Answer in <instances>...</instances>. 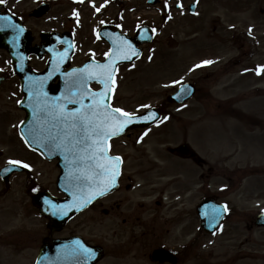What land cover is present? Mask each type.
Wrapping results in <instances>:
<instances>
[{
    "label": "rangeland",
    "instance_id": "374dc122",
    "mask_svg": "<svg viewBox=\"0 0 264 264\" xmlns=\"http://www.w3.org/2000/svg\"><path fill=\"white\" fill-rule=\"evenodd\" d=\"M76 1L82 9L68 3L55 5V11L47 16L48 20L55 21L49 24L42 20L39 28L61 30L63 22L71 25L65 18L72 8L77 13H92L91 9L86 10L84 1L96 6L104 2ZM133 1L137 7L127 5L123 10L127 18L163 25L161 8L149 7L146 0ZM263 3V0H251L250 19L262 21L263 26L255 28L256 42L251 40L252 46L260 47L252 52L251 62L243 66L225 67L231 57L238 55L232 39L224 48L208 45L211 14L202 20L188 15L182 17L175 12L171 23L159 26L161 36L147 46L146 57L136 66L123 69L115 105L130 113L157 107L163 111L164 118L156 128L147 131V135L134 131L129 139L116 143L115 151L128 159L126 173L131 183L141 185L137 190L133 188L139 192H121L104 201L98 207L107 210L106 215L94 211L95 219L92 216L80 218L70 230L107 250L100 264H151L153 250L161 246L176 253L180 264H264V229L253 226L264 209V199L260 198L261 181H264V79L253 73L255 63L264 66V17L260 16ZM214 9L223 12L219 5ZM107 12H116L115 6ZM63 13L64 19L58 22L57 18ZM251 25L254 26L253 21ZM206 60L213 63L196 67ZM247 66L252 73L239 76L238 72ZM213 72L215 75L210 77ZM235 72L237 76H233ZM176 81L195 83L199 89L196 97L185 105H173L167 100L181 85ZM243 95L247 97L243 99ZM145 105L149 107H143ZM20 118L22 114L14 107V102L11 106L0 93V145L9 156L17 153L15 129ZM184 143H190L207 159L214 167L213 176L200 182V173L197 176L198 169L192 161L176 159L166 149V146ZM26 156L34 166L38 183L44 189L55 190L59 173L55 165L32 159L29 154ZM141 166L154 171L139 175ZM167 167L172 170L168 171ZM241 176H245L244 181L238 186L236 182ZM138 177L141 180L138 181ZM228 177L232 179L229 185L234 188H228ZM25 182L24 178H19L12 188L23 190ZM201 184L231 207L232 216L217 236L200 232L196 207L205 194L197 191ZM0 189L6 190L1 184ZM18 213L17 210L5 211L4 220L20 230L16 235L19 240L21 227L16 225L22 223L16 218ZM30 227L35 225L30 224ZM155 235L160 238L157 240ZM14 263L27 264L22 258Z\"/></svg>",
    "mask_w": 264,
    "mask_h": 264
},
{
    "label": "flooded vegetation",
    "instance_id": "af4514ba",
    "mask_svg": "<svg viewBox=\"0 0 264 264\" xmlns=\"http://www.w3.org/2000/svg\"><path fill=\"white\" fill-rule=\"evenodd\" d=\"M167 3L166 10L169 11L171 9L172 4H175V10L178 11V15L184 17L186 15L190 17H195L198 19L204 20L209 14L212 15V27L210 32V47L219 46L220 48H224L227 44H230V39H232V43H234V48L237 50L238 55L231 57V61L226 65V67L232 66H243L247 61H249L252 57V52L254 50H258L260 46H252L251 40H256L252 38L255 28L259 29L263 26L261 24L262 21L259 20H252L253 25H251L250 19V12H251V0H164ZM42 0H5V3L0 4V13H8L10 12L13 15H16L23 21H30L34 26H36V20L31 19L29 17L30 11H27V5L34 4L39 5ZM264 2V0H263ZM117 5L114 6L122 7V1L117 0ZM183 6V11L181 7L178 5ZM264 4V3H263ZM215 5L221 6L222 13H218L217 10L214 9ZM192 6H194V11L192 13ZM35 7L32 8V10ZM211 11V12H210ZM261 17H264V10L260 13ZM122 13H111L110 17L108 18L106 14H98L90 17L84 23L85 30L78 32H73L75 43L79 49H83L85 52H90L91 54L87 57L90 58L92 54H94L98 61L102 62L106 56L105 53L110 51V42L105 39L104 35H100L99 32L102 28L106 27L109 33L115 34H123L124 32L130 36L134 35V27L137 23H133L129 21V27H124L128 22L124 23L122 19ZM175 18L170 20V23ZM264 22V21H263ZM205 24L202 22V26ZM88 28V30H87ZM251 30V33L249 32ZM33 34V42L32 47L36 46L40 42L39 34L36 32L35 29H31ZM98 33V34H97ZM220 43L218 45L217 43ZM102 58H104L102 60ZM32 63L36 61L35 58H32ZM0 77L3 79L0 82V93H3L4 100L10 102L12 106V102H14L17 98L22 100L24 95L22 90L20 89V81L19 78L14 74L13 71V62L9 53L5 50L0 49ZM249 66L243 67L242 72L239 73L241 75L247 74ZM73 110V107L70 108ZM130 136H127L126 139H129ZM120 139L113 140L111 145L116 147V143ZM17 143V142H16ZM15 143V144H16ZM20 144V143H19ZM0 159L5 160L8 164L9 160H19L24 161L25 157L22 155L20 150H17L15 156H9V153H0ZM124 166L128 164V159L123 158ZM185 160V159H184ZM193 162L198 169L197 176L199 174V180L202 182L203 180L207 179L209 175H214V167L204 159H186ZM8 166V165H7ZM139 168V175L145 174V172H152L154 170H146L143 166ZM168 171H171V167L166 168ZM207 172L206 174H204ZM28 174L25 173H16L12 176L11 182L7 185L6 190L0 189V264H12V262L17 261L18 258H22V261L27 264H36L39 257L42 255L43 246L47 243H54L55 241H61L66 239H74L76 237H81L86 241V243L100 247L104 250V253L107 254V250L102 246L97 245V243L88 240L85 236L76 233V231H70L74 229L75 222L83 217L92 216L95 219L96 211L98 214H107V210L98 207L104 201L112 199L114 196L120 194L121 192L128 194L132 192H139L135 191L138 187L133 189L132 185L130 184L132 179L130 177H123L121 182V188L112 196L105 198L99 202H96L90 209L82 212L80 215L75 217L71 220L67 225H63L60 227L62 231L57 232L53 231L50 227V223L48 220L44 219L39 210L33 204V199L36 194L41 193V188H38L36 191L35 188L31 187L28 188V184L25 182V185L20 189H13V182L18 181L19 178H24L26 181L28 179ZM135 176H137L135 174ZM211 176V178H212ZM210 178V179H211ZM137 180H141L139 177ZM231 181L229 177L227 179L228 185ZM34 183V182H33ZM0 184L3 183L0 181ZM34 185L38 187L35 183ZM5 187V186H4ZM198 193L202 195L201 202L202 203L205 199L214 197L217 201L219 199L218 195H214L212 192L208 191V188H204V185L201 184L197 188ZM229 196L230 191H228ZM58 196V195H57ZM260 198L264 199V181L262 182V190ZM203 199V200H202ZM221 202H227L221 200ZM158 205L161 203L159 201L156 202ZM155 203V204H156ZM199 203V204H200ZM142 206V204H138ZM8 210H17L19 211L18 217H16L22 224L16 225L17 227H21V234L20 239L17 238V233L20 232L15 227H10V225L5 219ZM96 213V214H97ZM228 218V217H227ZM227 220V219H226ZM227 222V221H225ZM224 222V224H225ZM30 224H34L35 227H30ZM58 226L55 230H58ZM59 229V230H60ZM68 235H64L68 232ZM146 234V233H145ZM202 234H204L202 232ZM205 236H211L206 235ZM157 240L160 238L158 236H154ZM161 248V247H159ZM154 251V250H153ZM151 264H172L171 261L166 262H156L151 257ZM15 264V263H14ZM22 264V263H19ZM100 264V263H98ZM176 264H180V259Z\"/></svg>",
    "mask_w": 264,
    "mask_h": 264
},
{
    "label": "snow or ice",
    "instance_id": "6c2138e0",
    "mask_svg": "<svg viewBox=\"0 0 264 264\" xmlns=\"http://www.w3.org/2000/svg\"><path fill=\"white\" fill-rule=\"evenodd\" d=\"M3 3H5V0H0V4ZM178 7H182V5H178ZM0 19L8 20L9 27L18 34L23 33V28L12 23L10 18L2 17ZM152 31L155 32V29H152ZM249 32L251 33V30ZM13 39L18 40L19 35ZM113 43L114 48L105 53L107 63L86 65L82 69H74L67 74L70 79L66 81V94L53 99L51 102L48 101L47 94H43L44 100L42 102L38 100L39 108L33 110L34 115L38 110L46 113L43 126L39 131L33 128L29 129V135L32 136L33 142H38L43 147L54 145L55 148L63 149L72 154L79 152L82 154V159L93 162L86 166L79 177V179L89 184V194L86 197L78 198L76 201L80 207L88 204L97 196L106 195L111 188L116 187L121 158L108 155V141L112 137L123 133L129 125L135 122H146L157 118L155 113L138 117L122 108L113 107L109 103L115 92L117 64L121 60H130L133 56L139 55L132 44L121 37H117ZM211 63L213 61L210 60L203 62L205 65ZM196 67H201V65H196ZM255 71L257 75L264 73V66H258ZM77 73H80V76L71 79L76 77ZM92 80L102 85L101 91L93 92L86 87L88 82ZM175 83L183 85L182 81H176ZM184 90L182 87L181 91ZM177 98L179 99V96ZM86 99L91 102L86 104ZM69 104L79 105V107L70 111L67 108ZM143 107L149 106L145 105ZM144 135H147V132ZM22 138L25 143H29L26 137L22 136ZM8 164L25 169L30 167L27 163L19 160H9ZM5 171H10V169ZM52 207L57 209L61 215L67 214V208H58L57 205H52ZM223 207L224 211H227V205ZM53 214H56V212ZM80 251L92 255L86 248L81 247Z\"/></svg>",
    "mask_w": 264,
    "mask_h": 264
},
{
    "label": "water",
    "instance_id": "95a60500",
    "mask_svg": "<svg viewBox=\"0 0 264 264\" xmlns=\"http://www.w3.org/2000/svg\"><path fill=\"white\" fill-rule=\"evenodd\" d=\"M48 12V9L47 8H42L39 12H38V16H42V15H44L45 13H47ZM135 42V41H134ZM136 43V42H135ZM185 90L184 91H181V89H180V91L177 93V94H175V95H173L172 97H170V101L171 102H177V103H183L185 100H187V99H189V98H191L192 97V95H194V90L190 87V86H184L183 87ZM179 96V99L177 98ZM149 113H155L156 114V117H157V113H156V111L155 110H152V111H150V112H148L145 116H147V115H149ZM150 124H152V119H150L149 121H138V122H135V123H133V124H131V125H129L125 130H124V132H123V134L125 133V132H127L129 129H131V128H137V127H144V126H148V125H150ZM122 134V133H121ZM188 151V149L187 148H183V149H181V148H178V149H176V150H174L173 151V153L174 154H176V155H182V153H183V151ZM62 169H63V172L65 171V168L62 166ZM61 187L63 188V189H67L66 187H65V185H64V183H62L61 184ZM210 221H211V219H210ZM216 219L212 222V223H208V224H206L205 225V228L208 230V231H211V230H215L216 229V227L219 225L218 223L219 222H217L216 223ZM220 221H222V220H220ZM257 225L258 226H263L264 225V217L263 216H261V217H259V219H258V222H257ZM160 257H164V255H158L157 256V258H160Z\"/></svg>",
    "mask_w": 264,
    "mask_h": 264
}]
</instances>
